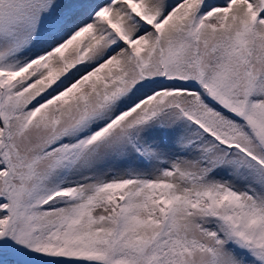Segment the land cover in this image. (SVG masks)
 <instances>
[{"label":"snow or ice","instance_id":"6c2138e0","mask_svg":"<svg viewBox=\"0 0 264 264\" xmlns=\"http://www.w3.org/2000/svg\"><path fill=\"white\" fill-rule=\"evenodd\" d=\"M0 264H264V0H0Z\"/></svg>","mask_w":264,"mask_h":264}]
</instances>
